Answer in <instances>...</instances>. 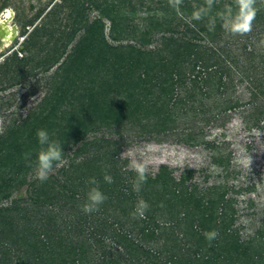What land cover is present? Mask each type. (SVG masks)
<instances>
[{"label": "trees", "instance_id": "1", "mask_svg": "<svg viewBox=\"0 0 264 264\" xmlns=\"http://www.w3.org/2000/svg\"><path fill=\"white\" fill-rule=\"evenodd\" d=\"M125 4L123 0L122 7ZM96 6L98 21L88 26V35L59 64L66 72L55 93L47 97L51 101L45 97V102H52L51 109L29 112L24 119L8 124L0 135V170L9 168L15 175L0 183L1 199L10 198L11 188L18 184L13 181L20 174L38 165L42 149L38 130L48 131L51 141L60 146L61 156L69 144L75 145L67 167L61 168L72 178L63 184L68 185L67 193L61 191L59 196L52 193L54 184L49 188L43 182L37 186L32 182L34 194L29 196L26 191V196L34 202L22 205L24 198L19 192L11 205H0V264H232L241 256L252 259L249 246L230 228L233 218L227 223L224 207H218L225 205L224 193L207 197L216 187L204 192L196 187L185 190L188 176L176 178L164 165L154 176L144 173L140 181L136 171L115 167L123 147L117 140L102 137L97 145L85 141V135L95 130L94 125L117 133L138 126L140 136L150 134L143 137L148 140L177 134L180 142L199 143L203 134L171 127L182 116L181 110L182 114L194 111L192 118L207 111V121L242 110L246 125L260 128L264 124V0H159L152 8L149 27L170 35H162V48L155 51L143 48L149 42L150 28L139 30L119 23L118 17L128 19V11L112 2ZM103 18L110 20V37L115 42L123 36H129L131 42L110 43L99 25ZM179 23L183 28L175 35ZM164 50L168 51L165 55ZM12 59L20 69L21 63L28 62L27 55L15 53ZM186 63L191 72L197 71L192 77L184 72ZM236 76L238 82L248 83L245 101L228 96ZM74 92L77 104L68 109ZM72 174L78 175L73 178ZM85 176H93L95 185L100 182L106 207L83 211ZM105 176H110L111 182L105 181ZM114 200L121 214L133 213L131 227L119 219L101 218ZM141 201L146 207H141ZM100 219V224H95ZM257 234L264 239V217ZM161 237V246L143 243ZM253 251L264 258V244Z\"/></svg>", "mask_w": 264, "mask_h": 264}, {"label": "rangeland", "instance_id": "2", "mask_svg": "<svg viewBox=\"0 0 264 264\" xmlns=\"http://www.w3.org/2000/svg\"><path fill=\"white\" fill-rule=\"evenodd\" d=\"M109 2L115 4L116 7H122L123 0H0V21L3 20L1 12L6 9L4 17L10 14L7 22L15 32L10 45L2 47L0 51V135L8 124L24 119L29 112L43 111L46 113L51 109L52 102H45V97H51L55 93L60 76L66 72L65 67L59 68V64L63 63L78 43L88 35V26L98 21L100 10L96 5L102 7ZM124 2L126 3L125 8H122L129 12L128 19L121 20L118 17V21H121L119 23L139 30H142L144 26L150 28L149 17L153 16L152 8L157 7L159 0H130V2L124 0ZM100 20L99 25L102 26L103 34L110 43L131 42L129 36H123L121 41L115 42L110 37V20L105 18ZM191 20L190 17L188 21ZM176 22L177 19L173 21V24ZM228 22L232 23V19ZM182 28L183 23H179L175 27L174 34L177 35ZM150 29V35L146 37L149 42L143 48H151L153 51L161 49L162 35L168 36L170 33L160 32L153 26ZM35 31L36 33L33 34ZM28 38L31 39L27 44ZM200 43L204 45L205 42ZM25 45L27 50L24 49ZM15 53L18 57L28 56V62L21 63L23 66L21 69L16 66L19 63L12 59ZM167 53V50L163 51V55ZM7 64L9 65L6 66ZM184 72L187 75L197 73L196 70L191 72V65L188 63L184 64ZM235 79L234 86L228 91V96L231 99L240 98L245 101L248 97V83L247 81L238 82V76ZM76 96L75 92L71 95L73 103L68 105V109L77 104V100L74 99ZM111 96L115 95L111 94ZM123 96L124 94L117 96L114 100L118 101ZM47 100L51 101L48 98ZM65 108L61 106V109ZM180 112L182 116L177 122L171 124V127L174 131H195L203 134L199 143L180 142L177 134L169 136L161 134L157 135L156 139L148 140L143 137L150 134L140 136L142 131L138 126L132 128L129 126L128 131L117 133L101 125H94L95 130L87 132L85 141H96L99 145L101 143L99 139L102 137L117 140L118 144L123 147L116 159L115 167L121 171H135L130 167L131 162L135 160L144 166V173L150 176H154L159 167L163 165L168 166L176 178L182 174L188 176L184 185L185 190L196 187L198 191L204 192L207 188L216 187V189L209 190L207 197H218L220 193H224L225 205L219 204L218 207H224L226 212L224 219L227 223L233 218V222L229 224L230 228L235 230L240 242L248 245L249 250L252 251V259L241 256L232 264H253V262L264 264V258L253 253L257 245L264 244V239L257 234V229L261 226L264 217V124L260 128H249L242 114L237 111L229 113V116H221L217 121L205 120L208 115L207 111L199 112L196 118L191 117L194 111H185L184 114L182 110ZM0 141L3 142L2 139ZM74 148L75 145H68L61 159L54 163L47 173L46 180L39 179L38 165L26 174H20L16 181H13L18 184L11 188L10 198L1 199L2 193H0V205H11L12 199L19 192L24 198L22 205L34 202L26 196V191L29 196L34 194L30 185L32 182L35 186L42 182L46 187L54 184L56 187L52 193L57 192L58 194L61 191L67 193L68 185L63 187V184L72 178L65 175L61 168L67 167ZM217 161H221V164ZM72 175L76 178L78 174ZM0 177H5V179L0 178V183H5V180L15 175L13 171H9V168H3L0 170ZM91 178L94 177L85 176L84 178L85 195L90 188L101 186L100 182L97 185L90 184ZM129 178L131 179L130 176ZM125 179H128L127 173H125ZM60 194L62 193L58 195L61 196ZM82 201H80L79 208H82ZM100 206L104 208L107 205L103 202ZM106 210V213L101 215L102 219L105 217L111 220L119 219L127 227L133 225V213L129 216L121 214L120 207L115 200L114 205L108 206ZM165 219L168 222L171 221L170 217ZM100 221L101 219L95 224H100ZM162 237L157 241L143 243L149 247L161 246L164 242ZM2 249L0 246V251ZM226 263L228 264L229 261Z\"/></svg>", "mask_w": 264, "mask_h": 264}, {"label": "clouds", "instance_id": "3", "mask_svg": "<svg viewBox=\"0 0 264 264\" xmlns=\"http://www.w3.org/2000/svg\"><path fill=\"white\" fill-rule=\"evenodd\" d=\"M36 135L39 144L42 146L41 151L37 155V163L39 179L43 181L47 179V173L52 169L54 162L61 159V148L57 143L51 141L47 130L40 129L37 131ZM130 167L139 174V180L143 181L145 172L144 166L133 160L130 164ZM104 179L107 182H111L110 176H105ZM89 182L93 185L96 184L95 178H91ZM136 190H139V183L136 185ZM105 199L106 196L100 191L98 187L90 188L86 194V202L83 205V211L85 213H90L97 210ZM141 207H146L143 201H141ZM142 214L143 213L141 212V215Z\"/></svg>", "mask_w": 264, "mask_h": 264}, {"label": "bare ground", "instance_id": "4", "mask_svg": "<svg viewBox=\"0 0 264 264\" xmlns=\"http://www.w3.org/2000/svg\"><path fill=\"white\" fill-rule=\"evenodd\" d=\"M10 14L6 15L7 19L4 17V13L2 15V21L0 23V39H2L3 46L7 47L10 44L12 37L14 36V31H12V27L9 26L7 20Z\"/></svg>", "mask_w": 264, "mask_h": 264}, {"label": "flooded vegetation", "instance_id": "5", "mask_svg": "<svg viewBox=\"0 0 264 264\" xmlns=\"http://www.w3.org/2000/svg\"><path fill=\"white\" fill-rule=\"evenodd\" d=\"M43 1H47V0H43ZM5 12H6V9H3L2 12H1V14L3 15V13L5 14ZM9 17H10V16H9ZM9 17H8V18H9ZM6 19H7V17H6ZM1 21H2V20H1ZM1 21H0V23H1ZM13 30H14V29H12V31H13ZM2 41H3V40L1 39V40H0V51L2 50V47L5 48V46H3L4 44L2 43ZM9 45H10V44H9ZM9 45H8V46H9ZM8 46H7V47H8Z\"/></svg>", "mask_w": 264, "mask_h": 264}, {"label": "snow or ice", "instance_id": "6", "mask_svg": "<svg viewBox=\"0 0 264 264\" xmlns=\"http://www.w3.org/2000/svg\"><path fill=\"white\" fill-rule=\"evenodd\" d=\"M245 7H247V5H245ZM247 19L250 20V19H251V16L249 15ZM243 27H244L245 29H247V24L243 25Z\"/></svg>", "mask_w": 264, "mask_h": 264}, {"label": "water", "instance_id": "7", "mask_svg": "<svg viewBox=\"0 0 264 264\" xmlns=\"http://www.w3.org/2000/svg\"><path fill=\"white\" fill-rule=\"evenodd\" d=\"M14 31V30H13ZM15 33V32H14ZM1 40V39H0Z\"/></svg>", "mask_w": 264, "mask_h": 264}]
</instances>
